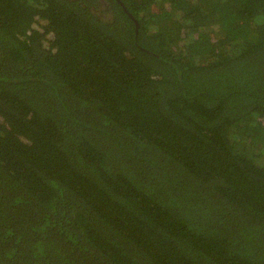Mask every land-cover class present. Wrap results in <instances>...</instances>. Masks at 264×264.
Wrapping results in <instances>:
<instances>
[{
	"label": "trees",
	"instance_id": "16d2710c",
	"mask_svg": "<svg viewBox=\"0 0 264 264\" xmlns=\"http://www.w3.org/2000/svg\"><path fill=\"white\" fill-rule=\"evenodd\" d=\"M0 264H264V0H0Z\"/></svg>",
	"mask_w": 264,
	"mask_h": 264
}]
</instances>
